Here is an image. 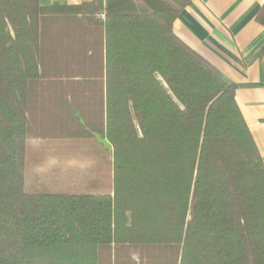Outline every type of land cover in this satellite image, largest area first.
Returning a JSON list of instances; mask_svg holds the SVG:
<instances>
[{
    "label": "trees",
    "instance_id": "1",
    "mask_svg": "<svg viewBox=\"0 0 264 264\" xmlns=\"http://www.w3.org/2000/svg\"><path fill=\"white\" fill-rule=\"evenodd\" d=\"M188 2L0 0V264H153L148 247L164 264H264V161L234 85L172 30ZM52 80L111 145L105 188L27 181ZM83 86L98 120L75 98Z\"/></svg>",
    "mask_w": 264,
    "mask_h": 264
},
{
    "label": "crops",
    "instance_id": "2",
    "mask_svg": "<svg viewBox=\"0 0 264 264\" xmlns=\"http://www.w3.org/2000/svg\"><path fill=\"white\" fill-rule=\"evenodd\" d=\"M39 1L49 5L79 4L83 0ZM263 3L264 0H189L173 20L172 30L234 85L237 107L264 161V26L256 20ZM97 154V171L79 175L89 180L88 192L105 188V176L111 167L107 150H98Z\"/></svg>",
    "mask_w": 264,
    "mask_h": 264
},
{
    "label": "rangeland",
    "instance_id": "3",
    "mask_svg": "<svg viewBox=\"0 0 264 264\" xmlns=\"http://www.w3.org/2000/svg\"><path fill=\"white\" fill-rule=\"evenodd\" d=\"M57 86L56 80L46 83L42 88L44 93L40 96L44 104L34 107V115L36 118L40 117L41 124H37L38 119L34 123L42 130L38 136L28 138L25 175L27 181L35 183L41 191L88 192L89 180L82 179L79 175L95 173L100 167L97 152L107 149L99 146L95 134L86 133L80 128L79 122L73 118L74 112L63 104L62 95L56 90ZM83 87L75 95L77 101L82 99V106H85L83 116L88 120H98L96 93ZM104 181H107V175ZM143 252L153 264H164L161 255L167 254L165 249L148 247Z\"/></svg>",
    "mask_w": 264,
    "mask_h": 264
},
{
    "label": "water",
    "instance_id": "4",
    "mask_svg": "<svg viewBox=\"0 0 264 264\" xmlns=\"http://www.w3.org/2000/svg\"><path fill=\"white\" fill-rule=\"evenodd\" d=\"M75 113H76V115L78 116V118L80 119V121H82V119H81L79 113H78L77 111H76ZM95 138H96V140H97L99 143H101L102 145H104L107 149H111V145H110V143H109L106 139L100 137L98 134H95Z\"/></svg>",
    "mask_w": 264,
    "mask_h": 264
},
{
    "label": "built area",
    "instance_id": "5",
    "mask_svg": "<svg viewBox=\"0 0 264 264\" xmlns=\"http://www.w3.org/2000/svg\"><path fill=\"white\" fill-rule=\"evenodd\" d=\"M104 15L102 13L98 14L97 18L103 19Z\"/></svg>",
    "mask_w": 264,
    "mask_h": 264
}]
</instances>
